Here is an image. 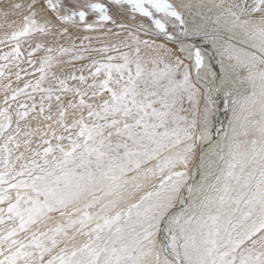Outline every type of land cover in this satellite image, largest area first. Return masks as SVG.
<instances>
[{
	"label": "snow or ice",
	"instance_id": "6c2138e0",
	"mask_svg": "<svg viewBox=\"0 0 264 264\" xmlns=\"http://www.w3.org/2000/svg\"><path fill=\"white\" fill-rule=\"evenodd\" d=\"M0 264H264V0H0Z\"/></svg>",
	"mask_w": 264,
	"mask_h": 264
},
{
	"label": "bare ground",
	"instance_id": "6f19581e",
	"mask_svg": "<svg viewBox=\"0 0 264 264\" xmlns=\"http://www.w3.org/2000/svg\"><path fill=\"white\" fill-rule=\"evenodd\" d=\"M176 2L179 3L181 2V0H176ZM190 2L197 3L198 0H190ZM201 107H203V105H201ZM230 117H231V112L224 107L223 101L218 99L215 112L210 113V123L213 127V131H215V129L227 127L228 120Z\"/></svg>",
	"mask_w": 264,
	"mask_h": 264
}]
</instances>
